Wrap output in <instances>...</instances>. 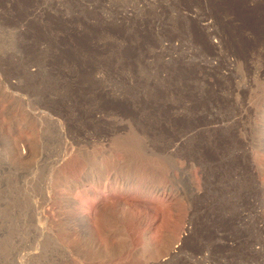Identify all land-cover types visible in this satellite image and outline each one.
Listing matches in <instances>:
<instances>
[{
    "label": "rangeland",
    "instance_id": "rangeland-1",
    "mask_svg": "<svg viewBox=\"0 0 264 264\" xmlns=\"http://www.w3.org/2000/svg\"><path fill=\"white\" fill-rule=\"evenodd\" d=\"M0 264H264V0H0Z\"/></svg>",
    "mask_w": 264,
    "mask_h": 264
},
{
    "label": "bare ground",
    "instance_id": "bare-ground-1",
    "mask_svg": "<svg viewBox=\"0 0 264 264\" xmlns=\"http://www.w3.org/2000/svg\"><path fill=\"white\" fill-rule=\"evenodd\" d=\"M116 141H118V140H116ZM122 141V140H121ZM119 142V141H118ZM127 146V145H126ZM126 149V148H125ZM106 180V179H105ZM116 179H114L111 183H113V184H116ZM95 186H101L102 188H106V189H109V183L107 182H105L104 181V178L100 175V176H98V177H95ZM121 183V182H120ZM121 185V184H120ZM122 185H124V184H122ZM140 188V187H139ZM143 190H145V189H147L144 185H142V187H141ZM78 211H79V213L80 214H82V215H84V211H83V209L81 208V207H77L76 208ZM91 226V225H90ZM88 228V227H87ZM87 230V229H86ZM94 230V229H93ZM88 232H89V236H90V239H91V241H92V243H94V245H96L97 244V240H96V238H95V232L94 231H92V229L91 228H88ZM94 232V233H93ZM98 233V232H97ZM95 234V235H94ZM98 235V234H97ZM99 239V238H98ZM81 242V241H80ZM98 245V244H97ZM96 245V246H97ZM100 245V244H99ZM96 246H95V248H96ZM101 246V245H100ZM97 248H99L98 246H97ZM99 250V249H98Z\"/></svg>",
    "mask_w": 264,
    "mask_h": 264
}]
</instances>
